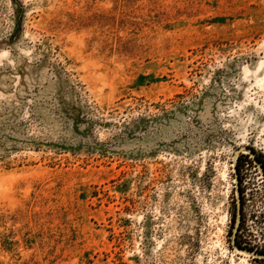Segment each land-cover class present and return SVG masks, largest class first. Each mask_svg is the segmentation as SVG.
Listing matches in <instances>:
<instances>
[{"label": "rangeland", "instance_id": "374dc122", "mask_svg": "<svg viewBox=\"0 0 264 264\" xmlns=\"http://www.w3.org/2000/svg\"><path fill=\"white\" fill-rule=\"evenodd\" d=\"M0 264H264V0H0Z\"/></svg>", "mask_w": 264, "mask_h": 264}, {"label": "bare ground", "instance_id": "6f19581e", "mask_svg": "<svg viewBox=\"0 0 264 264\" xmlns=\"http://www.w3.org/2000/svg\"><path fill=\"white\" fill-rule=\"evenodd\" d=\"M262 81V80H261Z\"/></svg>", "mask_w": 264, "mask_h": 264}]
</instances>
